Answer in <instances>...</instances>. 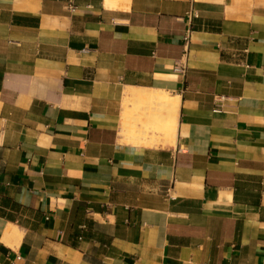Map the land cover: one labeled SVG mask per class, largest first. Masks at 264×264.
Listing matches in <instances>:
<instances>
[{
  "label": "crops",
  "instance_id": "crops-1",
  "mask_svg": "<svg viewBox=\"0 0 264 264\" xmlns=\"http://www.w3.org/2000/svg\"><path fill=\"white\" fill-rule=\"evenodd\" d=\"M67 2L0 0V264H264V0Z\"/></svg>",
  "mask_w": 264,
  "mask_h": 264
},
{
  "label": "bare ground",
  "instance_id": "bare-ground-1",
  "mask_svg": "<svg viewBox=\"0 0 264 264\" xmlns=\"http://www.w3.org/2000/svg\"><path fill=\"white\" fill-rule=\"evenodd\" d=\"M139 98V103H144L147 100H153L156 103H167L170 104V109L167 112V116L165 117V119H162V121H160V125H157L155 123L149 122V121H144L141 122V126L142 129L147 132L148 130L152 129L155 132H159L161 131V129H166V127H169V130L167 131V137L168 138H172V133H171V126L172 124H174L175 119L177 117V104L175 99H173L172 97H170L168 94H166L165 92H161V91H151V93H145L142 94L140 96H138ZM141 105V104H140ZM133 127V128H132ZM136 125H129V132H133L131 130L135 129ZM20 237V234L18 232V230L15 228L12 232L7 233V235L5 236V241L8 242L10 240H16L17 238Z\"/></svg>",
  "mask_w": 264,
  "mask_h": 264
},
{
  "label": "built area",
  "instance_id": "built-area-1",
  "mask_svg": "<svg viewBox=\"0 0 264 264\" xmlns=\"http://www.w3.org/2000/svg\"><path fill=\"white\" fill-rule=\"evenodd\" d=\"M66 9L71 12L74 13L78 10V6L76 5V3L74 2V0H68L67 4H66ZM186 69V64H177L176 65V70L177 71H182L184 72Z\"/></svg>",
  "mask_w": 264,
  "mask_h": 264
}]
</instances>
